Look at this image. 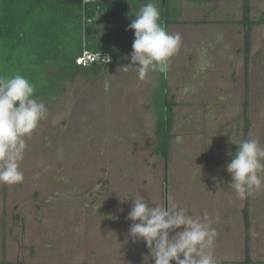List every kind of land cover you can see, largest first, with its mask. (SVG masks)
<instances>
[{"label": "rangeland", "instance_id": "obj_1", "mask_svg": "<svg viewBox=\"0 0 264 264\" xmlns=\"http://www.w3.org/2000/svg\"><path fill=\"white\" fill-rule=\"evenodd\" d=\"M248 4L257 23L246 77L243 0H168L180 23L166 30L181 46L166 72L174 103L167 167L154 155L158 71L140 80L136 66L114 65L56 80V92L38 99L48 115L26 139L23 181L0 184V264H154L143 241L125 242L138 196L166 208L207 205L201 219L207 212L214 222L230 264L246 260L245 211L249 258L264 264V188L241 200L226 171L239 141L264 147V0ZM131 52L125 45L121 58L131 63Z\"/></svg>", "mask_w": 264, "mask_h": 264}, {"label": "clouds", "instance_id": "obj_2", "mask_svg": "<svg viewBox=\"0 0 264 264\" xmlns=\"http://www.w3.org/2000/svg\"><path fill=\"white\" fill-rule=\"evenodd\" d=\"M156 4L143 5L128 29L134 40L129 65L136 66L138 78L147 73L169 70L170 59L179 51L181 35L167 32L160 22ZM35 85L25 76L0 74V184L16 185L24 179L20 164L31 137L40 121L46 119L48 108L34 96ZM226 166L231 180L228 184L243 200L264 188L259 173L264 172V147L258 138L239 141L237 150ZM200 171V169H199ZM100 207V206H99ZM94 208L95 214L97 209ZM116 219V217H111ZM131 221L126 234L133 243L143 241L154 264H217L214 259L216 230L205 212L203 219L173 204L170 208L150 204L144 197L132 200L126 216Z\"/></svg>", "mask_w": 264, "mask_h": 264}, {"label": "trees", "instance_id": "obj_3", "mask_svg": "<svg viewBox=\"0 0 264 264\" xmlns=\"http://www.w3.org/2000/svg\"><path fill=\"white\" fill-rule=\"evenodd\" d=\"M155 1L146 0L145 3ZM158 1L160 22L165 28L180 23L179 12L169 9L168 0ZM137 2L139 0H0V74L25 76L35 85L34 96L39 99L48 96L50 91L56 92L57 79L73 80L81 73L100 74L114 65H129L121 54L124 46L134 40V32L128 25L135 18L130 11L131 5ZM249 14L248 0H243L240 24L246 77L251 31L257 23ZM84 51L106 56L107 61L78 65L76 59ZM159 74L160 92L153 97L156 111L154 155L167 167L174 103L167 99L166 73ZM244 224L246 260L243 264H254L248 254L250 223L245 211Z\"/></svg>", "mask_w": 264, "mask_h": 264}, {"label": "crops", "instance_id": "obj_4", "mask_svg": "<svg viewBox=\"0 0 264 264\" xmlns=\"http://www.w3.org/2000/svg\"><path fill=\"white\" fill-rule=\"evenodd\" d=\"M195 202L194 201H190L189 203H188V206L186 205L185 207H191V209L190 210H188V214H190V215H193L194 217L195 216H199V217H201V212H203L202 210H201V208L200 207H203L204 205H202V204H200V202H197V204H194ZM217 202L215 203V205H214V207H212V208H210L209 207V210H213V212H212V214L214 215V211H216L217 212ZM204 207H208L207 205L206 206H204ZM207 211V210H206ZM218 213V212H217ZM214 216H212V218H213ZM220 219H223V217H220ZM218 221H219V217H218ZM223 223V222H222ZM213 224H214V222L212 221V226H213ZM221 226H222V228H224L225 226L223 225V224H221ZM214 227V226H213ZM225 231V230H224ZM224 231H223V233H224ZM216 233H217V231H216ZM218 238H220L219 237V235H216V237H215V241H214V245H215V247H214V259L217 261V264H230V258H229V254H230V250H228L227 249V247H225V251H223V252H221V249H219L218 247H217V239ZM227 245H228V241H227V243H226ZM226 245V246H227ZM241 252V251H240ZM223 255V257H221ZM221 257V258H218V257ZM237 261L238 262H240L241 260H239L238 258H237ZM232 262H233V264H235L236 262L235 261H233L232 260ZM258 262H262V260H260V261H258ZM172 264H175V263H172ZM237 264V263H236Z\"/></svg>", "mask_w": 264, "mask_h": 264}, {"label": "built area", "instance_id": "obj_5", "mask_svg": "<svg viewBox=\"0 0 264 264\" xmlns=\"http://www.w3.org/2000/svg\"><path fill=\"white\" fill-rule=\"evenodd\" d=\"M95 61L106 62L107 61V57L106 56H100V55H97V54H93V53H90L88 51H84L76 59V63L78 65H82V66H85V65H88V64H92Z\"/></svg>", "mask_w": 264, "mask_h": 264}, {"label": "water", "instance_id": "obj_6", "mask_svg": "<svg viewBox=\"0 0 264 264\" xmlns=\"http://www.w3.org/2000/svg\"><path fill=\"white\" fill-rule=\"evenodd\" d=\"M98 188V187H97ZM97 188L95 190H97Z\"/></svg>", "mask_w": 264, "mask_h": 264}]
</instances>
